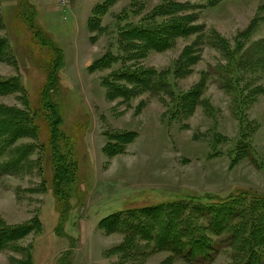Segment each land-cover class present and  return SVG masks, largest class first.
<instances>
[{
  "label": "rangeland",
  "instance_id": "obj_1",
  "mask_svg": "<svg viewBox=\"0 0 264 264\" xmlns=\"http://www.w3.org/2000/svg\"><path fill=\"white\" fill-rule=\"evenodd\" d=\"M106 1L28 0L37 25L65 52L57 127L76 140L75 210L63 220V167L37 144L48 131L36 137L5 124L3 137L14 133L15 147L30 149L0 160V230L16 229L1 237L12 245H0V264H230L235 249L223 242L209 258L186 256L195 225L184 215L102 220L206 193L264 195V0H113L95 16ZM171 2L175 13L163 17H178L187 33L172 32L170 48L124 34L128 25L161 21L155 12ZM21 3L0 0V83L18 78L42 104L50 48L19 14ZM21 96L0 88V105L24 109ZM167 232L180 251L156 248Z\"/></svg>",
  "mask_w": 264,
  "mask_h": 264
},
{
  "label": "trees",
  "instance_id": "obj_2",
  "mask_svg": "<svg viewBox=\"0 0 264 264\" xmlns=\"http://www.w3.org/2000/svg\"><path fill=\"white\" fill-rule=\"evenodd\" d=\"M112 2L113 0H107L104 5L97 7L94 11V15L97 16L104 13L107 4ZM165 5L166 4L160 6L159 10L155 12L158 13V16L163 18L161 21H153L150 24L141 26L128 25L127 29H123L124 34L129 36L133 41L135 37L140 39L144 38L142 40H146L148 43L151 41L159 51L170 48L173 41L176 40V38L171 37L170 34H172V32L177 35L186 34L187 31L179 25L181 19L178 17L169 21L167 18L163 17L164 14L167 13L174 14L175 12L173 10L175 7L177 8V5L173 4V2L169 5ZM178 7H180V5ZM19 14L23 15L25 22L33 28L34 35L37 36V34H40L42 41H45L50 48L45 67L47 81L40 91L42 104L33 102L30 96L26 95L18 78H13L9 82L5 81L0 83L2 91L12 92L13 90H17L18 93L22 94L21 101H23L25 106L24 109H19L13 106L0 105V160L8 158L7 161H9L17 157L15 155L24 156V153H27L30 149V146H22V144L15 147L17 136H15L14 133L8 138L3 137L4 133L8 132L4 129L5 124L10 125L11 128L20 126L25 131L31 128L33 129L31 132L33 133L32 135L36 137L39 135V130H47L49 134L48 137L37 144L47 148L58 170L63 167V169H61L62 173H60V170L59 172L57 171V182L60 184L59 191L61 194L59 200L63 212V220L68 222L70 221V214L75 210L70 202L72 199V186L76 181L75 178L77 175L73 166L77 164V159L74 150L76 149L75 138L70 137L66 132H61L62 130L60 131L57 127L62 117V110L57 102V97L60 96L62 91L60 72L64 67L65 52L50 35L44 34L39 25H37V9L31 2L22 0L19 6ZM153 15L151 16L152 19H154ZM3 44H5V42ZM1 48L3 47H0V52L2 51ZM136 48L141 47L136 45ZM8 84L13 87L6 88L5 86ZM163 84V86L167 85L166 82H163ZM194 94L198 93L195 92ZM189 97L190 95L184 96L181 99V103L188 102ZM41 139L42 138L39 140ZM58 147H62L64 154H62V152L60 153L61 149ZM169 212H175V215H184L183 217L187 218L186 222L191 220L193 222L192 224L195 225V227L186 234L185 242L188 246L182 248L187 250L186 256L190 255L194 258L202 256L204 259L209 258L211 254L209 251L215 252L217 246L223 242L224 245L228 244L232 249L233 247L235 249L232 258L233 261L230 264H264V195L255 194V196H252L251 194H240L235 197H221L206 193L204 195L190 196L180 200L177 199L146 205L140 208H130L125 211L121 210L105 217L102 220V224L114 220H121L123 223H126L129 222L127 219L133 217L135 213L146 215L161 213L162 215H166ZM199 216H201L205 222H197L200 218ZM195 218L197 220H195ZM226 225H228L229 229L227 233L224 230ZM205 226L210 230V233ZM186 227L187 230L189 227H192L191 223L186 224ZM1 228L0 243L3 234H9L12 230L11 233H14L16 230L12 229L9 231V228L4 226ZM227 235H230V237ZM236 235L239 236L238 241L236 240ZM167 236L168 232L167 235L161 237L160 245L155 242L156 248H161L162 245H166L169 249L172 248L174 251H180L181 247L178 242H175V237L172 238L168 236L167 238ZM11 237L12 235L9 236V239ZM211 237H214V240L211 241ZM225 237H229V242H226ZM220 238H222V241L215 244V240ZM4 244L5 245H0L3 246V248H8L10 247L11 241H7ZM20 264L32 263L29 261L27 263L21 261ZM65 264H70V262L67 261Z\"/></svg>",
  "mask_w": 264,
  "mask_h": 264
},
{
  "label": "crops",
  "instance_id": "obj_3",
  "mask_svg": "<svg viewBox=\"0 0 264 264\" xmlns=\"http://www.w3.org/2000/svg\"><path fill=\"white\" fill-rule=\"evenodd\" d=\"M38 9V8H37ZM38 11V10H37Z\"/></svg>",
  "mask_w": 264,
  "mask_h": 264
}]
</instances>
